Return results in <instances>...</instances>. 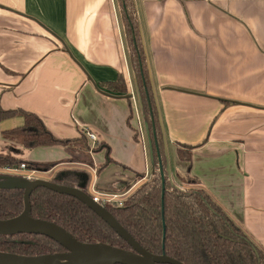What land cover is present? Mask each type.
<instances>
[{
	"label": "crops",
	"instance_id": "1",
	"mask_svg": "<svg viewBox=\"0 0 264 264\" xmlns=\"http://www.w3.org/2000/svg\"><path fill=\"white\" fill-rule=\"evenodd\" d=\"M135 4L168 177H197L177 185L204 189L264 252V0ZM120 77L127 93L102 86ZM135 81L118 0H0V108L35 112L58 137L92 132L106 146L93 165L67 161L59 145L24 148V159L56 163L36 178L68 171L88 193L128 195L148 182L155 144ZM23 121L0 122V153L15 145L2 131ZM179 143L195 146L190 166Z\"/></svg>",
	"mask_w": 264,
	"mask_h": 264
},
{
	"label": "trees",
	"instance_id": "2",
	"mask_svg": "<svg viewBox=\"0 0 264 264\" xmlns=\"http://www.w3.org/2000/svg\"><path fill=\"white\" fill-rule=\"evenodd\" d=\"M118 3L128 59L134 72L144 114L153 134L154 171L152 178L131 193L122 205L106 204L105 206L143 247L155 254L166 253L185 264H264L263 250L204 189H182L168 177L169 162L160 137L158 108L138 10L135 0H118ZM102 86L116 92H128V84L124 77L114 82H105ZM14 116H21L24 121L20 126L2 131L3 138L12 141L15 145L8 152L0 153V167H18L21 163H26L29 169L50 170L56 165L55 162L24 159L21 153L24 148L51 145L63 147L70 155L67 161L93 165L92 153L106 147L101 144L89 145L88 140H91L86 133L78 138L58 137L35 112L0 108V122ZM153 122L158 123L155 127V136ZM193 148L194 145L186 143H179L177 147L179 158L187 161L189 166ZM106 149L109 154V148ZM161 166L165 174L164 189ZM179 179L187 183L199 181L189 173L179 175ZM52 181L87 191L86 186H79L71 180H66L65 176L54 177ZM30 199L34 217L56 222L80 241L105 242L129 248L126 241L105 220L72 195L41 186L32 192ZM23 209L22 190L0 189V219L14 217ZM66 250L56 240L41 234H0V251L39 255Z\"/></svg>",
	"mask_w": 264,
	"mask_h": 264
},
{
	"label": "water",
	"instance_id": "3",
	"mask_svg": "<svg viewBox=\"0 0 264 264\" xmlns=\"http://www.w3.org/2000/svg\"><path fill=\"white\" fill-rule=\"evenodd\" d=\"M66 50L70 53L67 47ZM156 148L159 154L158 145ZM160 169L164 189L165 174L162 166ZM167 169L170 172L169 165ZM41 186L59 193L72 195L84 202L126 241L129 248L118 247L105 242H83L56 222L34 217L30 198L32 192ZM0 189L22 190L24 194L23 211L14 217L0 219V234H41L56 240L67 249L63 252L39 255L0 251V264H185L166 253L155 254L147 250L104 204L95 201L90 193L81 188L59 184L43 178H29L23 175L0 172ZM165 233L166 226L164 223V235Z\"/></svg>",
	"mask_w": 264,
	"mask_h": 264
},
{
	"label": "built area",
	"instance_id": "4",
	"mask_svg": "<svg viewBox=\"0 0 264 264\" xmlns=\"http://www.w3.org/2000/svg\"><path fill=\"white\" fill-rule=\"evenodd\" d=\"M87 136L89 139L96 145V137L92 132L87 131ZM8 169L6 170L7 173L9 174H14V175H23L29 178L35 177L38 172L37 169H29L26 165V163H21L20 166L18 167H7ZM91 196L93 199L97 202H100L104 205L106 204H113V205H122L124 201L127 199V197L130 195L128 194H118V193H113V192H106V191H99V190H94L91 191Z\"/></svg>",
	"mask_w": 264,
	"mask_h": 264
},
{
	"label": "rangeland",
	"instance_id": "5",
	"mask_svg": "<svg viewBox=\"0 0 264 264\" xmlns=\"http://www.w3.org/2000/svg\"><path fill=\"white\" fill-rule=\"evenodd\" d=\"M87 75H88V74H87ZM142 111H143V110H142ZM145 119H146V116H145ZM167 140H168V145H169L168 153H169V157H170V160H171V158H172V154H173V151H172V150H173V149H172L173 146H172V145H174V143H172V142L170 141L169 138H167ZM0 168H1V169H0V171H1V170H3L5 167H4V168H3V167H0ZM66 173H67V174H70L68 171H63L62 173H60L59 176H60V177H63V175L66 174ZM35 174H37V173H35ZM33 178H36V177L33 176ZM181 182H183V181L177 178V183L180 184V186L182 185ZM177 183H176V184H177ZM85 184H86V183H85ZM181 188H182V187H181ZM182 189H187V188H184V187H183ZM191 189H192V188H191ZM187 190H188V189H187ZM10 191H11V190H10ZM10 194H12V193H10ZM128 197H129V196H128Z\"/></svg>",
	"mask_w": 264,
	"mask_h": 264
},
{
	"label": "flooded vegetation",
	"instance_id": "6",
	"mask_svg": "<svg viewBox=\"0 0 264 264\" xmlns=\"http://www.w3.org/2000/svg\"><path fill=\"white\" fill-rule=\"evenodd\" d=\"M2 190H5V189H2ZM7 191H10V190H7Z\"/></svg>",
	"mask_w": 264,
	"mask_h": 264
}]
</instances>
